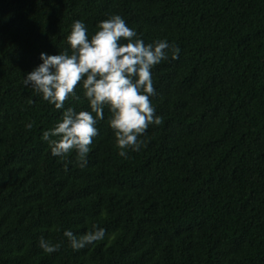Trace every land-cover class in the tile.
Here are the masks:
<instances>
[{"label":"trees","instance_id":"16d2710c","mask_svg":"<svg viewBox=\"0 0 264 264\" xmlns=\"http://www.w3.org/2000/svg\"><path fill=\"white\" fill-rule=\"evenodd\" d=\"M111 14L180 52L153 69L141 150L117 155L105 109L81 168L50 154L61 110L22 80ZM93 224L105 239L74 252L63 231ZM0 264H264V0H0Z\"/></svg>","mask_w":264,"mask_h":264},{"label":"clouds","instance_id":"9594fccd","mask_svg":"<svg viewBox=\"0 0 264 264\" xmlns=\"http://www.w3.org/2000/svg\"><path fill=\"white\" fill-rule=\"evenodd\" d=\"M69 28L67 48L57 54L41 52L40 63L23 75L25 88L61 110L60 118L43 130L40 138L53 157L64 159L75 153L78 166L83 168L107 109L117 155L127 158L129 151H140L144 146L148 127L161 123L151 102L155 95L153 69L170 56L177 59L180 49L166 38L145 43L118 14L98 21L91 33L82 20H74ZM68 100L76 104L65 107ZM82 100L87 103L85 108L78 107ZM25 127L31 130L33 122ZM63 236L68 246L79 252L103 241L106 229L93 224L81 234L65 229ZM39 247L51 254L60 250L61 243L41 237Z\"/></svg>","mask_w":264,"mask_h":264}]
</instances>
